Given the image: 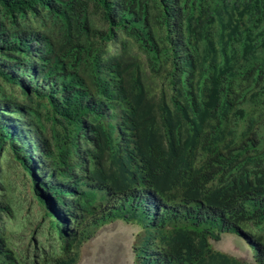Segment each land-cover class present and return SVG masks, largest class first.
I'll return each instance as SVG.
<instances>
[{"label":"trees","instance_id":"16d2710c","mask_svg":"<svg viewBox=\"0 0 264 264\" xmlns=\"http://www.w3.org/2000/svg\"><path fill=\"white\" fill-rule=\"evenodd\" d=\"M0 160V264H264V0H0Z\"/></svg>","mask_w":264,"mask_h":264},{"label":"rangeland","instance_id":"374dc122","mask_svg":"<svg viewBox=\"0 0 264 264\" xmlns=\"http://www.w3.org/2000/svg\"><path fill=\"white\" fill-rule=\"evenodd\" d=\"M0 182L6 185V188L0 186V196L9 193L8 195L15 200L23 196L20 172L13 170L1 160ZM6 222L11 224L9 221ZM11 229L16 230L12 226ZM136 231L134 226L118 220L102 226L91 239L81 245L76 264H134L131 245ZM19 244L20 242L17 243ZM210 244L214 251L239 260L249 259V253L233 235L224 234L220 241H211Z\"/></svg>","mask_w":264,"mask_h":264}]
</instances>
